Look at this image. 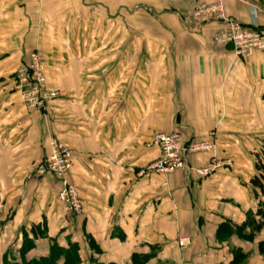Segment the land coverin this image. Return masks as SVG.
<instances>
[{"label":"crops","instance_id":"0c3cea01","mask_svg":"<svg viewBox=\"0 0 264 264\" xmlns=\"http://www.w3.org/2000/svg\"><path fill=\"white\" fill-rule=\"evenodd\" d=\"M218 2L264 27L240 0H0V264L34 227L48 238L31 258L56 241L101 264H264V188L252 182L264 177V52L238 57L214 43L220 26L187 19ZM36 51L60 93L46 111L27 109L15 89ZM175 131L215 134L218 148L170 176H141L160 157L150 139ZM53 139L73 150L80 215L65 211L59 181L33 174ZM214 158L232 166L200 179L194 171Z\"/></svg>","mask_w":264,"mask_h":264},{"label":"built area","instance_id":"2783aa9c","mask_svg":"<svg viewBox=\"0 0 264 264\" xmlns=\"http://www.w3.org/2000/svg\"><path fill=\"white\" fill-rule=\"evenodd\" d=\"M169 4L181 0H163ZM249 4L254 17L264 21V8L253 4L252 0H240ZM188 20L199 23H215L220 30L214 36V43L221 46H231L236 55L241 58L252 56L255 52H264V27L256 22L244 25L228 16L225 5L218 3H198ZM46 60L41 55H33L31 62L22 65L15 72V89L21 96L24 106L31 110L46 111L51 102L60 97V93L48 88L46 76ZM148 146L160 151V157L140 172V175L159 174L170 176L178 170L188 169V158L197 154H214L218 148L215 134L205 140L185 141L182 135L175 131L169 134H155ZM51 154L32 165L33 174L38 178L54 177L61 184L58 199L69 214L79 215L83 210V201L78 189L70 181L73 167V150L57 139L51 142ZM231 161L212 159L206 167L194 172L200 179L210 178L218 169L231 167ZM190 244L188 238L179 239L180 249Z\"/></svg>","mask_w":264,"mask_h":264},{"label":"trees","instance_id":"16d2710c","mask_svg":"<svg viewBox=\"0 0 264 264\" xmlns=\"http://www.w3.org/2000/svg\"><path fill=\"white\" fill-rule=\"evenodd\" d=\"M264 153V152H263ZM256 168L264 173V161L259 157H257ZM256 187L264 188V177L261 179L256 177L252 181ZM248 222L245 226L249 225ZM262 228L261 225L254 226L255 230H260ZM32 238H30L29 234L24 232L23 243L20 248V253L22 256V260L16 258L13 261H9L8 257L4 259V264H82V258L80 256V248L77 244L68 243V246L63 247L60 246L56 241H52L49 252L46 256L40 258H31L26 259V255L35 250L36 244L35 241L41 239H46V229H42L40 227H34L31 230ZM262 252L264 253V245L262 246ZM150 259L149 256H146L143 260V263L147 264V261ZM91 264H101L95 260H90Z\"/></svg>","mask_w":264,"mask_h":264},{"label":"rangeland","instance_id":"374dc122","mask_svg":"<svg viewBox=\"0 0 264 264\" xmlns=\"http://www.w3.org/2000/svg\"><path fill=\"white\" fill-rule=\"evenodd\" d=\"M36 54H38V55H41V56H43L44 58H45V60H46V62L45 63H47V61H48V57H47V55L46 54H44V53H42V52H39V51H36V52H33L32 54H31V59H32V57H33V55H36ZM31 59H30V62H31ZM29 62V63H30ZM25 64H28V63H25ZM25 64H23V65H25ZM21 67V66H20ZM19 67V68H20ZM18 68V69H19ZM47 68V67H46ZM17 69V70H18ZM14 80H15V73H14ZM20 98H21V96H20ZM31 111H39V110H31ZM77 188V187H76ZM63 205V204H62ZM83 208H84V205H83ZM64 209H65V211L67 212V210H66V208H65V206H64ZM82 212H83V210H82ZM68 213V212H67ZM80 215V214H79ZM15 257V258H14ZM14 257L12 256V260H9V261H13V260H15L16 258H18L19 260H22V256H21V253H20V250H18L17 252H16V254H14ZM26 259H30L31 257L30 256H28V255H26ZM82 264H91L90 263V261H88L87 259H83L82 260Z\"/></svg>","mask_w":264,"mask_h":264}]
</instances>
